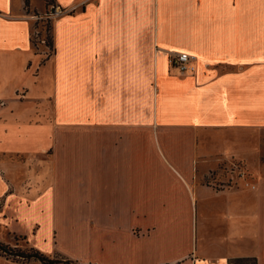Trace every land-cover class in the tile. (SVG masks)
<instances>
[{
    "label": "crops",
    "instance_id": "crops-1",
    "mask_svg": "<svg viewBox=\"0 0 264 264\" xmlns=\"http://www.w3.org/2000/svg\"><path fill=\"white\" fill-rule=\"evenodd\" d=\"M54 6L43 60L53 7L0 0V235L78 264H264V0Z\"/></svg>",
    "mask_w": 264,
    "mask_h": 264
},
{
    "label": "trees",
    "instance_id": "trees-1",
    "mask_svg": "<svg viewBox=\"0 0 264 264\" xmlns=\"http://www.w3.org/2000/svg\"><path fill=\"white\" fill-rule=\"evenodd\" d=\"M47 4L54 7V0H46ZM29 0H25V8L28 9ZM50 23V22H49ZM47 23L46 28L49 31V35L46 36L47 48L52 54V40H51V24ZM35 26V25H34ZM32 39V34H31ZM48 58V57H47ZM0 256L4 257L11 262L18 264H78V262L70 260L61 254H54L53 256H47L42 254L38 250L28 247L24 249H12L8 245L0 242ZM228 264H233L232 260H229Z\"/></svg>",
    "mask_w": 264,
    "mask_h": 264
},
{
    "label": "rangeland",
    "instance_id": "rangeland-1",
    "mask_svg": "<svg viewBox=\"0 0 264 264\" xmlns=\"http://www.w3.org/2000/svg\"><path fill=\"white\" fill-rule=\"evenodd\" d=\"M46 1V0H45ZM47 3V2H46ZM44 15H39V16H36V17H43ZM44 18V17H43ZM50 21L49 20H46V19H43V20H35V26L33 27L32 31H31V34H32V39H31V42L36 50V52L38 54L41 55V58L43 60H46L47 57H48V54L50 55V51L48 50L47 48V44H46V36L49 35V31H47V28H46V24L49 23ZM50 24V23H49ZM40 40H43L44 41V45L43 44H39V41ZM43 52H45V54H43ZM225 169V168H224ZM224 171V170H223ZM226 171V170H225ZM225 171H224V175H225ZM234 172V171H233ZM35 176H31V180L33 181ZM49 227L47 226L46 223H44L42 225V229L43 231L41 232L42 235L44 234H48L49 233ZM17 230L21 231V232H25V233H28V231H26L25 229H21L20 227H16ZM4 233V231H3ZM0 241L1 243H4L5 245H8L10 248L12 249H24V248H28L29 246L25 245L24 243H22V239H18V238H13L12 236L10 235H7V234H1L0 235ZM32 243V241H31ZM33 243H35L33 241ZM36 244V250H38L39 252H41L42 254H45L46 255V250L47 248L44 247L43 245H39V242L38 243H35ZM33 248V247H31ZM53 256V255H52ZM31 264H39V263H31Z\"/></svg>",
    "mask_w": 264,
    "mask_h": 264
},
{
    "label": "built area",
    "instance_id": "built-area-1",
    "mask_svg": "<svg viewBox=\"0 0 264 264\" xmlns=\"http://www.w3.org/2000/svg\"><path fill=\"white\" fill-rule=\"evenodd\" d=\"M70 11L61 9L57 6H54L52 8V11L50 13L44 14L43 17H34V20H53L56 17H59L63 14H66ZM39 44H45L43 40L39 41ZM45 54V52H43ZM49 57V54H48ZM169 64L170 66L175 69L179 74H192L195 70L193 65V58L190 55H187L186 53H179V54H172L169 57Z\"/></svg>",
    "mask_w": 264,
    "mask_h": 264
}]
</instances>
